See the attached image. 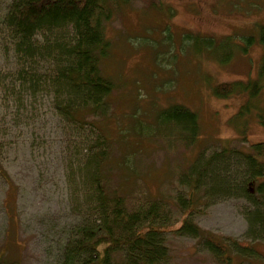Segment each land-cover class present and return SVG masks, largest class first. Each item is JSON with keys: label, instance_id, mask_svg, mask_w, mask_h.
<instances>
[{"label": "rangeland", "instance_id": "obj_1", "mask_svg": "<svg viewBox=\"0 0 264 264\" xmlns=\"http://www.w3.org/2000/svg\"><path fill=\"white\" fill-rule=\"evenodd\" d=\"M262 24L264 0H158L156 5L131 0L114 9L105 24L110 49L101 62L114 90L107 112L94 123L109 138L114 183L129 206L158 198L174 212L178 175L201 153L226 147L228 140L241 150L264 141V126L256 118L264 105L263 82L256 97L247 91L218 97L212 91L221 82L263 80ZM244 37L252 42L246 45ZM207 40L212 46L204 44ZM9 46L0 31V73L14 66ZM3 91L0 85V162L13 190L0 178V259L56 264L65 231L78 220L73 200L81 194L78 169L100 131L67 123L46 91L25 99V109L4 101ZM169 104L197 113L200 130L192 145L175 139L177 128L160 116ZM245 206L242 198H213L193 219L200 228L255 250L251 256L235 254L231 264H264V240L244 237ZM167 239L164 264H217L198 238Z\"/></svg>", "mask_w": 264, "mask_h": 264}, {"label": "trees", "instance_id": "obj_2", "mask_svg": "<svg viewBox=\"0 0 264 264\" xmlns=\"http://www.w3.org/2000/svg\"><path fill=\"white\" fill-rule=\"evenodd\" d=\"M129 1L0 0V31L14 58V66L0 73L3 100L25 109V99L46 91L67 123L100 131L87 147L84 166L78 169L82 178L77 193L81 194L73 199L78 220L67 227L56 264H164L169 256V235L198 238L217 264H231L237 253L251 256L252 247L200 228L193 214L213 198H242L246 202L244 237L264 240V181L259 180L264 176V141L249 143L248 150H241L228 140L226 147L204 157L201 153L178 175L174 212L158 198L146 199L140 207L129 206L125 194L115 186L109 138L94 119L107 112V97L114 90L112 80L101 70L110 49L105 24L116 7ZM151 3L156 5L158 0ZM244 41L248 45L252 38L244 37ZM258 42L263 48L259 67L263 80L221 82L212 89L214 95L228 97L238 91L258 95L264 83V24L258 28ZM204 44L212 46L210 40ZM160 116L177 128L174 138L183 146L195 142L200 130L197 113L181 104H169ZM256 118L264 126V105ZM2 148L0 142V153ZM0 178L12 192L10 176L1 162ZM9 217L17 227L16 219ZM0 264L18 263L0 259Z\"/></svg>", "mask_w": 264, "mask_h": 264}]
</instances>
